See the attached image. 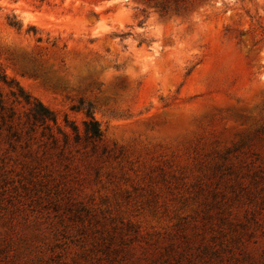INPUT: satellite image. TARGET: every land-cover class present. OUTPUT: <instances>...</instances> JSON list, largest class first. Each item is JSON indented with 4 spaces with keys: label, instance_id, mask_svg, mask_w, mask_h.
Returning <instances> with one entry per match:
<instances>
[{
    "label": "rangeland",
    "instance_id": "obj_1",
    "mask_svg": "<svg viewBox=\"0 0 264 264\" xmlns=\"http://www.w3.org/2000/svg\"><path fill=\"white\" fill-rule=\"evenodd\" d=\"M41 1L0 0L7 264H264V0Z\"/></svg>",
    "mask_w": 264,
    "mask_h": 264
},
{
    "label": "trees",
    "instance_id": "obj_2",
    "mask_svg": "<svg viewBox=\"0 0 264 264\" xmlns=\"http://www.w3.org/2000/svg\"><path fill=\"white\" fill-rule=\"evenodd\" d=\"M187 0H163L160 4H156L155 8H157L161 14V16H166L170 12V8H175L173 11L178 12L180 8V4H184ZM43 2V0L41 1ZM10 26L17 29L22 30L23 25L19 22L15 21V18L10 21ZM127 35H122L121 38H125ZM0 82L4 84H8L7 77L4 72L0 69ZM10 83V85H12ZM17 85V84H16ZM18 87V92H12V96L15 99V103L22 104L23 102L26 106L29 107L28 113V132H35L38 128H43L44 130H51L50 124L57 126V117L55 114L49 110L46 106H44L41 102L37 100H32V97L27 94L22 88ZM1 96V94H0ZM0 120L2 121L3 126L7 127L9 132L13 136H17L20 124H16V112L13 108H6L4 102L0 100ZM77 112H82L85 114L87 121L84 122V127L86 134L90 136L94 141H99L103 137V132L101 130V126L99 122L95 119L94 107L91 104L80 103V105L75 108ZM20 121V119H19ZM60 134L61 129H58ZM65 135V134H64ZM7 240L4 238L2 233L0 232V264L9 263V255L5 248ZM14 263V258L12 263Z\"/></svg>",
    "mask_w": 264,
    "mask_h": 264
}]
</instances>
